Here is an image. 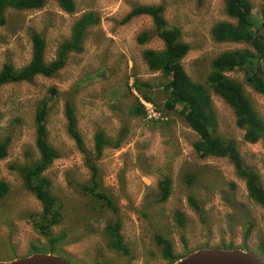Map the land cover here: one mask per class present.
I'll return each instance as SVG.
<instances>
[{"label": "rangeland", "instance_id": "rangeland-1", "mask_svg": "<svg viewBox=\"0 0 264 264\" xmlns=\"http://www.w3.org/2000/svg\"><path fill=\"white\" fill-rule=\"evenodd\" d=\"M75 11L63 12L49 0L38 9L6 8V22L0 26V69L6 62L25 65L31 56L30 34L43 35L44 59L55 57L58 45L70 35L73 22L91 11L98 22L88 28L83 49L70 52L66 63L53 76L38 75L30 81L0 86V138H11L8 153L0 160V180L9 185L0 200V260L25 256L34 241L44 242L33 226L31 213L41 205L25 188L18 170L37 160L35 114L46 100L47 140L59 156L44 174L51 179V191L63 203V219L53 232H65L61 243L64 258L75 264H167L154 240L161 234L170 240L177 255L199 248H240L264 255L258 246L264 241V210L246 190L227 157L200 156L193 146L199 136L188 126L178 105L164 106L169 77L150 70L142 58L146 48L160 49L152 18L134 16L123 22L135 4L161 5L168 26L180 29L181 40L189 45L181 63L190 78L206 86L211 60L229 49L245 45L217 42L212 26L222 20L233 21L226 12V0H74ZM252 17L263 23L262 0H250ZM148 33L140 43L137 36ZM264 63V60H263ZM243 85L260 117L264 119V96L244 82L239 70L227 73ZM138 80L162 118L130 119L128 106L142 96L134 82ZM215 113L216 133L234 139L244 163L258 175L264 187V137L255 143L243 138L235 123L233 109L209 90ZM143 99V98H142ZM69 101L77 119V129L85 146L93 148L96 130L116 138L127 127L118 148L105 147L97 161L100 191L106 193L116 212L102 200L79 192L76 186L87 183L89 169L74 139L67 131L64 106ZM170 177L171 192L159 201L158 183ZM191 196L201 213L189 203ZM175 212L183 216L180 225ZM121 220V233L129 247V256L112 251L104 232L106 223ZM253 224L244 240V231ZM181 237L186 241L183 243ZM245 245H247L245 247Z\"/></svg>", "mask_w": 264, "mask_h": 264}, {"label": "trees", "instance_id": "trees-1", "mask_svg": "<svg viewBox=\"0 0 264 264\" xmlns=\"http://www.w3.org/2000/svg\"><path fill=\"white\" fill-rule=\"evenodd\" d=\"M49 0H0V26L6 22L4 10L13 8L16 10L38 9ZM65 13L75 11L74 0H53ZM226 12L233 21L222 20L216 22L211 28L213 40L217 42H233L245 45L239 49L222 51L211 60L210 72L206 78V86L194 82L185 71L181 60L189 50V45L181 40V32L178 27L168 26L163 17L161 5L135 4L124 17L123 22L139 15H148L152 18L155 35L163 44L160 49L146 48L142 52L150 70L161 72L169 77L164 86L167 98L164 106L171 111L178 105L182 106L181 114L188 126L199 136V140L193 144L195 151L200 156L227 157L235 173L244 179L248 196L264 210V187L259 175L248 165L237 148L234 139H225L216 133L217 121L211 107L209 90L221 96L233 109L236 125L243 130V138L249 143H255L264 137V119L260 117L251 100L245 95L243 85L236 79L227 75L228 72L239 70L243 73L244 82L256 92L264 96V21L257 23L252 17V5L250 0H226ZM262 15H264V0H262ZM98 22L95 13L88 11L80 15L72 24L69 37L62 41L56 50L55 57L45 61V40L43 35L33 32L30 34L31 56L29 61L20 67L6 62L0 69V86L8 83L30 81L41 75L53 76L66 63L70 52L79 53L83 49V38L88 28ZM148 39V33L143 32L137 36L140 43ZM135 80L134 85L143 99L149 100L148 94L141 90L144 85ZM47 102L42 100L35 114V145L38 150L37 160H33L21 167L18 172L27 188L39 201L41 211L31 213L33 226L37 233L44 238V242L34 241L30 244L29 255L34 252L54 253L62 257L61 243L66 237L65 232L55 234L53 227L59 225L63 219V203L51 191V179L44 172L53 160L59 156L58 151L47 140L46 114ZM64 114L67 121V131L74 139L78 150L83 155L84 164L89 169L87 183L79 184L76 190L87 193L91 198L102 200L113 212L117 208L112 199L103 191H100L99 169L97 161L103 154L105 147L118 148L127 131V127L121 128L116 138L108 136L103 130H96L93 136V148L85 146L82 136L77 129V119L74 108L69 101L64 106ZM142 104L135 97V101L128 106L130 119L144 117ZM1 116V113H0ZM11 138H0V160L5 158ZM264 167V158L262 161ZM171 178L164 177L158 183L160 189L159 201L168 198L171 192ZM9 185L0 180V200L8 193ZM188 201L201 213L199 204L189 196ZM175 217L180 225L183 224V216L175 212ZM121 220L115 218L109 220L104 226V232L108 236L110 249L123 256H129L130 251L125 244L121 233ZM253 224L246 227L244 240L249 236ZM183 243L186 241L181 237ZM154 240L160 247V253L167 264H172L185 255L175 254L169 239L161 234H155ZM247 245H245L246 247ZM227 248H231L230 246ZM247 248V247H246ZM258 250L264 255V241L258 246ZM14 255L12 256V258Z\"/></svg>", "mask_w": 264, "mask_h": 264}, {"label": "water", "instance_id": "water-1", "mask_svg": "<svg viewBox=\"0 0 264 264\" xmlns=\"http://www.w3.org/2000/svg\"><path fill=\"white\" fill-rule=\"evenodd\" d=\"M0 264H75L54 253L34 252L29 255L0 260ZM172 264H264L262 256L240 248H199Z\"/></svg>", "mask_w": 264, "mask_h": 264}, {"label": "built area", "instance_id": "built-area-1", "mask_svg": "<svg viewBox=\"0 0 264 264\" xmlns=\"http://www.w3.org/2000/svg\"><path fill=\"white\" fill-rule=\"evenodd\" d=\"M139 102L142 104L143 109H144V117L147 120H157L159 118H162L160 116V113L156 111L155 107L153 104L145 99H142L141 97L139 98Z\"/></svg>", "mask_w": 264, "mask_h": 264}]
</instances>
